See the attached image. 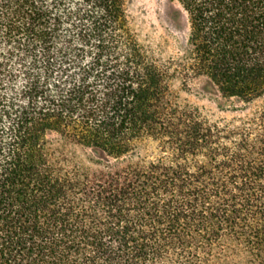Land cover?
Listing matches in <instances>:
<instances>
[{"label":"trees","instance_id":"1","mask_svg":"<svg viewBox=\"0 0 264 264\" xmlns=\"http://www.w3.org/2000/svg\"><path fill=\"white\" fill-rule=\"evenodd\" d=\"M131 1L0 0V264H264V0Z\"/></svg>","mask_w":264,"mask_h":264},{"label":"rangeland","instance_id":"2","mask_svg":"<svg viewBox=\"0 0 264 264\" xmlns=\"http://www.w3.org/2000/svg\"><path fill=\"white\" fill-rule=\"evenodd\" d=\"M134 29L141 42L159 55L168 56L178 42H185L189 36L191 22L189 15L178 0H132L130 3ZM175 90L181 97L193 104L216 110L214 100L195 92Z\"/></svg>","mask_w":264,"mask_h":264}]
</instances>
